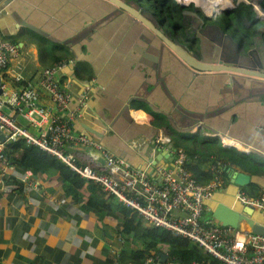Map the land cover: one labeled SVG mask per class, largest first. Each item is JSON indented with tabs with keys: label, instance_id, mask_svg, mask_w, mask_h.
Returning <instances> with one entry per match:
<instances>
[{
	"label": "crops",
	"instance_id": "obj_1",
	"mask_svg": "<svg viewBox=\"0 0 264 264\" xmlns=\"http://www.w3.org/2000/svg\"><path fill=\"white\" fill-rule=\"evenodd\" d=\"M100 1L17 0L11 4L0 15V40L13 43L17 53L7 70L0 72V85L6 91L17 88L11 71L24 81L38 83L43 70L62 59L73 60L59 71L58 81L70 93L71 108L77 111L75 135L88 137L132 168L146 169L153 176L154 164L170 167L171 150L181 149L189 158L187 164L197 161L212 175L213 170L221 171L222 185L205 203L204 217L213 219L217 203L245 210L235 201L237 193L250 198L264 193L263 85L240 73L184 77L186 69L172 54L165 50L162 57L150 50L151 40L157 43L151 32ZM192 4L181 6L174 20L189 22L187 29L200 38L196 46L204 54L220 49L233 58L230 52L241 36L249 34L241 50L256 52L264 60V22L255 19L250 6L234 4L217 20L199 10L202 6L195 1ZM245 21L251 23V30ZM226 40L227 45L220 46ZM135 49L143 53V69ZM83 92L88 97L79 103ZM40 105L53 109L44 94ZM12 117L30 135H39L40 128L18 113ZM160 135L168 137L167 145H155ZM219 137L230 145L220 144ZM257 142L262 148L254 146ZM228 149L237 155L222 153ZM66 151L81 163L102 167L89 157L96 149L68 145ZM218 154L231 164L216 161ZM255 154L261 159L255 160ZM58 164L33 171L9 161L0 169V264H141L145 255H152V243L144 233L154 227L96 184ZM222 165H229L225 172ZM233 172L248 175L249 184H231ZM254 211L253 218L260 220L261 212Z\"/></svg>",
	"mask_w": 264,
	"mask_h": 264
},
{
	"label": "built area",
	"instance_id": "obj_2",
	"mask_svg": "<svg viewBox=\"0 0 264 264\" xmlns=\"http://www.w3.org/2000/svg\"><path fill=\"white\" fill-rule=\"evenodd\" d=\"M230 1V6L223 3L209 12L204 6L202 10L205 15L215 18L234 4L242 3L250 6L256 19L264 22V0ZM175 3L185 5L186 2L175 0ZM16 53L13 43L0 40V72L7 70ZM73 63V60H59L53 67L42 71L38 83L24 81L20 74L11 71V80L17 88L6 91L0 85V135L5 138L4 142H0V169L9 164L4 154L5 145L23 139L27 145L35 146L63 163L81 179L96 184L106 195L141 217L148 226L163 229L173 237L188 241L219 263L264 264V235L253 234L245 222L231 228L204 217L207 210L205 203L222 185L221 171L213 170L211 180L207 184H199L186 169L189 162L187 154L175 149L171 150V166L156 167V176H153L146 169L132 168L88 137L74 134L73 121L77 111L71 108L70 93L61 88L58 81L59 71ZM42 94L47 96L53 109L48 110L40 105ZM87 97V93L83 92L78 102L83 103ZM16 113L30 125L40 128L39 135L32 136L19 126L12 117ZM155 139V145L169 143L166 135ZM219 140L220 144L230 145L220 137ZM68 145H81L100 151L104 165L100 168L77 161L72 153L66 151ZM235 201L242 207L260 211L264 216V193L250 198L239 192ZM143 264L182 263L169 259L162 263L158 256L150 255L146 256Z\"/></svg>",
	"mask_w": 264,
	"mask_h": 264
},
{
	"label": "water",
	"instance_id": "obj_3",
	"mask_svg": "<svg viewBox=\"0 0 264 264\" xmlns=\"http://www.w3.org/2000/svg\"><path fill=\"white\" fill-rule=\"evenodd\" d=\"M101 1H103L104 4H110L119 11L123 12L125 16H128V19L130 18V20H132L135 23L136 26L140 28H145L147 31L151 32L154 35L155 37L154 39L156 40L157 43H154L151 40L152 43H150L151 45L149 46L150 50L153 49L154 53H156L157 55L159 54L162 57L163 54L165 53V50L166 53L172 54L184 66V69H186V71H183L184 77L188 78L190 76L191 79H194L201 76V74H205L208 72H212V73L227 72L230 73L231 75L240 73V75L244 74L248 77L255 78V79H249L250 81L257 83L258 80V83H260V85H263L262 90L264 92V60L262 61V59L257 58L255 56L256 52L253 53L251 51H244V49L241 50L242 44L244 43L243 42L244 39H249L251 37L249 34L240 37V40L238 41L239 43H237L235 45V49L230 52L234 54L233 58L230 53H229L230 55H228L220 52V49L212 54L209 53L204 54L201 49V46L200 48L196 46V41L200 40V38L196 36V34H193L192 31L190 32V29H187V25L189 24V22H187L186 25L184 23V20H182V18H180L181 20L179 23L175 22V20L172 21L171 19L167 18L163 12L159 10V7L153 5L150 1L148 0L146 1L136 0L135 2L130 0H101ZM15 2H17V0H0V15L6 12L7 8L11 4H14ZM92 2L94 3V0H92ZM144 2L146 3V5H148V8L144 6ZM177 6L183 7V5L181 4L180 5L177 4ZM256 20L259 21L258 19ZM245 23H247L248 25L251 24L248 23V21H245ZM247 24H245L246 27ZM203 25L204 23L202 21L201 26ZM208 26L210 27V25H207L205 27V30L208 28ZM251 28L252 26L250 27V30ZM255 32L256 31H253L252 34L255 35ZM135 33L136 31L134 30L132 36H135ZM237 35L238 33L234 34V37L236 38ZM141 37L139 35V38ZM228 40L231 41L232 44L234 45L233 40H231L230 38H228ZM251 40L253 42L255 41V38L254 39L251 38ZM222 42L223 41H221L220 46L227 45V40L224 44H222ZM241 51L242 54H239V52ZM134 53L138 55L137 63H139L143 69L144 66L143 53L139 49H135ZM207 55H210V57L209 58L206 57ZM231 78H233V76H231ZM256 83H253V85H255ZM165 115L166 117L169 116V115L167 116L166 113ZM134 127L137 126H133L132 128ZM142 131H144V129H142ZM88 132L91 131L88 130ZM96 135L98 139H103L102 135L98 133H96ZM120 137H122L124 141L127 139L125 136L120 135ZM4 141H5L4 136L0 135V142H4ZM254 144H255L254 146H256L257 148H262L258 142ZM123 148L125 149V145H123ZM168 148L171 149V146H169ZM89 157L93 159L95 163H97L99 166H103L105 163L102 153L98 151H90ZM252 157L255 158V160L257 161L261 159L259 154H255ZM253 158L252 160H254ZM158 159L159 158H157L156 160ZM154 166L161 167L157 164H154ZM249 182H250V177L244 173L233 172V174L231 175V184L235 186H245L248 185ZM231 207L232 206L224 203H217L215 209L211 213V217L219 224H221L223 227L237 228L240 222H245L253 234L264 235V216H262L261 213L258 212V215L261 216V219L258 220L256 218H253L252 215L255 214L256 212L251 208H245V210L238 211ZM159 259L163 263L168 259V257L165 254H159Z\"/></svg>",
	"mask_w": 264,
	"mask_h": 264
},
{
	"label": "trees",
	"instance_id": "obj_4",
	"mask_svg": "<svg viewBox=\"0 0 264 264\" xmlns=\"http://www.w3.org/2000/svg\"><path fill=\"white\" fill-rule=\"evenodd\" d=\"M153 5L159 7V10L163 12L167 18L174 20V17L179 10V6H175L170 0H148ZM186 3L191 2L192 0H184ZM209 0H197L199 4L205 5ZM220 148V147H219ZM222 149V148H220ZM229 150V151H228ZM222 150V153H231L235 156L236 152L228 149ZM208 153H211L208 151ZM4 154L8 161L14 162L15 164L20 165L21 167L39 171L47 168L54 167L61 163L55 158L49 156L42 150L38 149L35 146L27 145L23 139L16 140L14 142H8L5 145ZM205 157V156H204ZM209 157V156H208ZM195 157H191V162ZM216 161L221 164H231L229 159L225 155L218 154L216 156ZM231 160V159H230ZM197 162V161H194ZM189 163L186 165V169L192 174L194 180L199 184H204L209 182V179L212 178V174L209 171H204L201 169L198 163ZM62 164V163H61ZM225 166L224 172L227 170L229 165ZM67 167V166H66ZM145 239L147 238L148 243H152V255L159 256V254L167 255L169 260H176L182 264H195V263H208V264H221L218 261L208 257L206 254H203L196 246L189 243L184 239L173 237L169 232L158 229V228H149L144 233ZM151 251V250H150ZM149 251V252H150ZM145 255L142 259L146 258ZM143 261L141 264H143Z\"/></svg>",
	"mask_w": 264,
	"mask_h": 264
},
{
	"label": "bare ground",
	"instance_id": "obj_5",
	"mask_svg": "<svg viewBox=\"0 0 264 264\" xmlns=\"http://www.w3.org/2000/svg\"><path fill=\"white\" fill-rule=\"evenodd\" d=\"M196 4L204 6L206 8V11H211L213 7H219L222 6L223 3L227 6L231 5L230 0H209L205 5L199 4L197 0H194ZM200 1V0H199Z\"/></svg>",
	"mask_w": 264,
	"mask_h": 264
},
{
	"label": "rangeland",
	"instance_id": "obj_6",
	"mask_svg": "<svg viewBox=\"0 0 264 264\" xmlns=\"http://www.w3.org/2000/svg\"><path fill=\"white\" fill-rule=\"evenodd\" d=\"M144 1H146V0H144ZM171 2H174V0H170ZM192 1H194V0H192ZM235 0H233V2H234ZM233 2H232V4H233ZM189 3V2H188ZM188 3H185V5L186 6H193V5H195V4H188ZM174 4H175V6L177 5L175 2H174ZM185 5H183L184 7H185ZM144 6L145 7H147L148 8V5H146V3L144 2ZM196 7H198V8H200V6H198V5H196ZM199 10H202V9H199ZM203 11V10H202ZM204 12V11H203ZM215 19H217V20H219L220 18H215ZM214 21V20H213ZM259 23V22H258Z\"/></svg>",
	"mask_w": 264,
	"mask_h": 264
}]
</instances>
